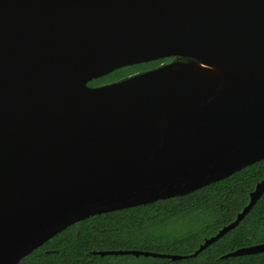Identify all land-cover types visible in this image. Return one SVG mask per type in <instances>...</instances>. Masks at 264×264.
<instances>
[{"label":"water","instance_id":"water-1","mask_svg":"<svg viewBox=\"0 0 264 264\" xmlns=\"http://www.w3.org/2000/svg\"><path fill=\"white\" fill-rule=\"evenodd\" d=\"M176 60L99 86L92 79ZM264 159V0H0V264L96 214ZM264 195L190 254L235 228ZM264 252V242L221 258Z\"/></svg>","mask_w":264,"mask_h":264},{"label":"trees","instance_id":"trees-1","mask_svg":"<svg viewBox=\"0 0 264 264\" xmlns=\"http://www.w3.org/2000/svg\"><path fill=\"white\" fill-rule=\"evenodd\" d=\"M151 63L126 68L136 71ZM120 71L107 78L134 72L118 75ZM263 178L264 159L183 196L93 215L58 233L19 264H264V252L221 258L231 250L264 242V195L235 228L197 256L172 260L93 253L121 248L193 253L206 237L236 218Z\"/></svg>","mask_w":264,"mask_h":264},{"label":"flooded vegetation","instance_id":"flooded-vegetation-1","mask_svg":"<svg viewBox=\"0 0 264 264\" xmlns=\"http://www.w3.org/2000/svg\"><path fill=\"white\" fill-rule=\"evenodd\" d=\"M177 57L175 56H171V57H164V58H160V59H156V60H152V61H148V62H152L150 65H148L147 67L145 68H140V69H137L136 71H134L133 73L131 74H135V73H140V72H143V71H147V70H150V69H153V68H156L160 65H163L165 63H169V62H172L174 60H176ZM148 62H144V63H148ZM140 64H143V63H140ZM135 65H138V64H135ZM133 66V65H132ZM111 74V73H110ZM130 74V75H131ZM109 75V74H108ZM108 75L106 76H103V77H99V78H96V79H92L88 82V84L90 86H99V85H103V84H106V83H110V82H113V81H116V80H119L121 78H117V79H111V78H107ZM129 76V75H128Z\"/></svg>","mask_w":264,"mask_h":264},{"label":"rangeland","instance_id":"rangeland-1","mask_svg":"<svg viewBox=\"0 0 264 264\" xmlns=\"http://www.w3.org/2000/svg\"><path fill=\"white\" fill-rule=\"evenodd\" d=\"M126 67H129V66H126ZM126 67H124V68H120L121 69V71H120V69H118L120 72H118L119 74L118 75H126V74H128L129 72H133L136 68H126ZM117 71V70H116ZM113 73V72H112ZM115 75V74H114Z\"/></svg>","mask_w":264,"mask_h":264}]
</instances>
